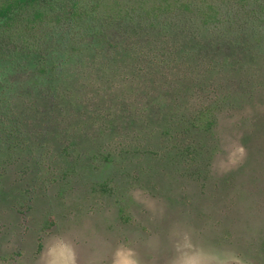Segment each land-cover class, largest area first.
Wrapping results in <instances>:
<instances>
[{
  "label": "rangeland",
  "instance_id": "374dc122",
  "mask_svg": "<svg viewBox=\"0 0 264 264\" xmlns=\"http://www.w3.org/2000/svg\"><path fill=\"white\" fill-rule=\"evenodd\" d=\"M41 11L0 26V264H264V0Z\"/></svg>",
  "mask_w": 264,
  "mask_h": 264
},
{
  "label": "trees",
  "instance_id": "16d2710c",
  "mask_svg": "<svg viewBox=\"0 0 264 264\" xmlns=\"http://www.w3.org/2000/svg\"><path fill=\"white\" fill-rule=\"evenodd\" d=\"M49 1L50 0H0V26L10 24L19 16L22 17L25 14H28L29 18L32 16L31 21L42 19L43 12L41 9L46 3H49ZM77 8V5L73 3L69 11L70 17L81 16ZM211 11L212 13H208L205 20L210 18L211 15L216 16L215 8L212 7Z\"/></svg>",
  "mask_w": 264,
  "mask_h": 264
},
{
  "label": "flooded vegetation",
  "instance_id": "af4514ba",
  "mask_svg": "<svg viewBox=\"0 0 264 264\" xmlns=\"http://www.w3.org/2000/svg\"><path fill=\"white\" fill-rule=\"evenodd\" d=\"M11 23H12V22H11ZM8 25H9V24H7V26H8ZM4 26H6V25H4ZM126 163H127V165H125V172H126V173H125V176H129V175H131V173H130V172H131V171H130V168L128 167V166H129L128 164L130 163V161H127ZM41 249H42V246L39 245V249H38V250L41 251ZM13 255H14V253H13Z\"/></svg>",
  "mask_w": 264,
  "mask_h": 264
},
{
  "label": "clouds",
  "instance_id": "9594fccd",
  "mask_svg": "<svg viewBox=\"0 0 264 264\" xmlns=\"http://www.w3.org/2000/svg\"><path fill=\"white\" fill-rule=\"evenodd\" d=\"M241 153L243 152V149H240Z\"/></svg>",
  "mask_w": 264,
  "mask_h": 264
}]
</instances>
